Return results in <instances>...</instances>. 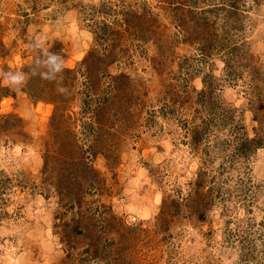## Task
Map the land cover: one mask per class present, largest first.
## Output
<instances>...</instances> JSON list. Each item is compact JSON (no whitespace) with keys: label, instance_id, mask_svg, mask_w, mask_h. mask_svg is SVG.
Returning <instances> with one entry per match:
<instances>
[{"label":"rangeland","instance_id":"rangeland-1","mask_svg":"<svg viewBox=\"0 0 264 264\" xmlns=\"http://www.w3.org/2000/svg\"><path fill=\"white\" fill-rule=\"evenodd\" d=\"M0 264H264V0H0Z\"/></svg>","mask_w":264,"mask_h":264}]
</instances>
